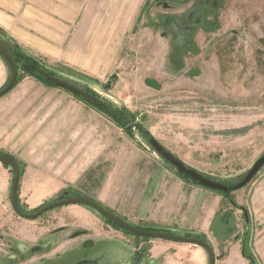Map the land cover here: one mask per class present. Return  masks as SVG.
<instances>
[{"label": "rangeland", "instance_id": "1", "mask_svg": "<svg viewBox=\"0 0 264 264\" xmlns=\"http://www.w3.org/2000/svg\"><path fill=\"white\" fill-rule=\"evenodd\" d=\"M83 6L90 13L82 20L83 51L67 60L26 51L2 27L0 38L55 76L124 107L151 138L18 66L16 83L0 97V154L19 164V206L32 213L78 194L135 226L203 236L180 228L202 221L204 207L217 204L215 195L228 198L232 191L210 189L209 196L178 174L151 139L202 175L230 185L264 153V0H92ZM8 76L0 57V88ZM12 176L0 163V247L14 239V221L37 220L52 229L74 221L54 214L69 205L34 219L18 216L10 205ZM242 188L264 190V165ZM170 196L172 212H162L153 227L150 218ZM113 240L116 264H130L134 252ZM103 252L99 244L91 254Z\"/></svg>", "mask_w": 264, "mask_h": 264}, {"label": "crops", "instance_id": "2", "mask_svg": "<svg viewBox=\"0 0 264 264\" xmlns=\"http://www.w3.org/2000/svg\"><path fill=\"white\" fill-rule=\"evenodd\" d=\"M90 1L0 0V27L13 31L15 40L30 53L56 61L67 60L83 51L82 20L90 16L83 4ZM203 188L210 196L212 191ZM234 190L240 192V198L232 197L233 191V199L216 194L214 203L217 201V204L213 208L204 207L202 221L187 222L180 229L203 234L213 251L214 264H264V211L259 210L264 207L261 204L264 201L258 198L264 195V190ZM171 202L170 196L157 206L148 223L159 226L164 218L162 212H172ZM55 212L69 214L74 221L61 223L56 229L36 223L37 220L14 221L12 227L16 234L9 245L0 247V264H31L29 260L32 264H116L113 239L120 240L121 246L134 252V238L107 224L103 217L99 219L96 211L95 214L78 204H70ZM119 217L129 224L132 222L127 217ZM1 239L4 241L5 236H0ZM146 243L148 255L140 264H209L206 251L198 245L161 238L149 239ZM99 244H103L107 252L97 258L91 252Z\"/></svg>", "mask_w": 264, "mask_h": 264}, {"label": "water", "instance_id": "3", "mask_svg": "<svg viewBox=\"0 0 264 264\" xmlns=\"http://www.w3.org/2000/svg\"><path fill=\"white\" fill-rule=\"evenodd\" d=\"M0 57L5 61V63L7 64L9 68V76H8L7 82L0 88V97H1L4 94H6L8 91H10V89L14 86L17 75H18L16 61L9 51V46L6 45V43H4V41H2L1 39H0ZM44 76L46 80H48L54 86L63 88L64 90L76 96H83L85 94L83 88L75 85L74 83H71L68 80L60 79L58 77H54L48 74H45ZM151 143L153 147L155 148L156 152L169 165L174 167L180 173H183L184 175L188 176L190 179L195 181L198 185L205 187V188L212 189V190L223 191V192L228 191L227 185H224L223 183L219 181L210 179L202 175L201 173L196 171L194 168L186 164L184 161H182L180 158H178L176 155H174L166 147L158 143L156 140L151 139ZM0 163H2L5 167H9L13 173L11 186H10V205L14 213H16L18 216L22 218L34 219L42 215L46 211H49L59 206L70 205V204L86 205L94 209L101 217L110 221L114 226H117L121 228L122 230L130 234H133L135 236H140V237L150 238V239L161 238V239L171 240L174 242H183V243L198 245L207 252V255L209 258V264H214L213 251L210 245L206 241H203L194 236L179 235L176 233H172L168 231H161V230H146V229L136 227L134 225L127 223L118 215H115L114 213L105 210L97 202L91 199L84 198V197L70 196L67 198L60 199V200H54L47 204H44L41 208H39L37 211L32 212V213L22 211L18 205V197H17V186H18V179L20 175L19 164L14 159L13 156L6 154V153L0 154ZM263 165H264V153L261 154L254 161V163L251 165L248 171L234 185V189H239L245 186L254 177V175L258 172V170Z\"/></svg>", "mask_w": 264, "mask_h": 264}, {"label": "trees", "instance_id": "4", "mask_svg": "<svg viewBox=\"0 0 264 264\" xmlns=\"http://www.w3.org/2000/svg\"><path fill=\"white\" fill-rule=\"evenodd\" d=\"M4 43H6V45L9 46V51H10V53L12 54L13 58L16 61L17 70H18V66L21 65L22 68L25 69V72H28L29 74H32V75L36 76L39 79L45 80L50 85L54 86L52 83H50L48 80H46L44 75L48 74V75L57 77V76H55L56 75L55 73L51 72L48 69L41 68L40 65H39V61L33 59L29 55L24 54L22 52V50L19 49V47L16 44H14V43L13 44H9L8 42H4ZM17 79H18V75H17L16 81H17ZM60 79H63V78L60 77ZM16 81H15V83H16ZM84 92H85V94L83 96H76V95L75 96L77 98L83 100L84 102H86L90 106H92L94 108H98V110H101V111L105 112L110 118H112V120L118 126L124 128L125 130H129L126 127L128 125V123H130L131 125L135 124L134 125L135 128L138 131H141V134L144 136V138H146V140L149 141L151 136L147 132H145L143 130L142 125L140 123H135V117L133 116V114L129 113L124 107H115L113 105H110L109 103H106L105 101H103V99H101L98 95H96L95 93H92V91H87L86 89H84ZM177 173L180 174L181 176H183L184 178H186L187 180L191 181L192 183L197 184L195 181H193L192 179H190L188 176L184 175L183 173H180L179 171H177ZM221 183H223L224 185L228 186V191H226V192L218 191V192L223 193L224 195H228L231 191H233L234 190V185L236 184L235 183L233 185H230V184H227V183H224V182H221ZM17 193H18V186H17ZM70 196H78V197L87 198L85 196H81V195H78V194H72V195H69V196H59L55 200H60V199L67 198V197H70ZM87 199H89V198H87ZM18 205H19V202H18ZM104 209L107 210L106 208H104ZM21 210L24 211L22 208H21ZM37 210H35V211H37ZM107 211H109V210H107ZM109 212H111V211H109ZM104 221H106L107 223H109L113 227H115L117 229H120L124 233L130 234V233L122 230L121 228H119L117 226H114L107 219H104ZM136 227H139V228H142V229H146V230H161V229L144 228V227H140V226H136ZM161 231H165V230H161ZM168 232H171V231H168ZM172 233H175V232H172ZM130 235H132V234H130ZM132 236L135 238V241L133 243L134 244V254L132 256L130 264H140V262H142L144 259H146L147 255H148L149 245L146 243V241H148L150 238H144V237L135 236V235H132ZM185 236H194V237L199 238V239H201L203 241H206V239L203 236H201V235L186 234ZM136 240H140V241L137 242Z\"/></svg>", "mask_w": 264, "mask_h": 264}, {"label": "flooded vegetation", "instance_id": "5", "mask_svg": "<svg viewBox=\"0 0 264 264\" xmlns=\"http://www.w3.org/2000/svg\"><path fill=\"white\" fill-rule=\"evenodd\" d=\"M104 208V207H103ZM133 235V234H132Z\"/></svg>", "mask_w": 264, "mask_h": 264}]
</instances>
